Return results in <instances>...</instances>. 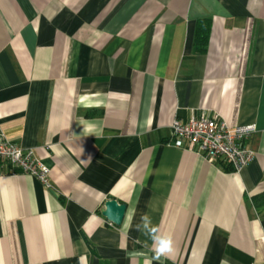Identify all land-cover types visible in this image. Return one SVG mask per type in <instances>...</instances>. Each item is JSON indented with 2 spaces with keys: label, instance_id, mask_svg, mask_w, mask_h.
Wrapping results in <instances>:
<instances>
[{
  "label": "crops",
  "instance_id": "crops-1",
  "mask_svg": "<svg viewBox=\"0 0 264 264\" xmlns=\"http://www.w3.org/2000/svg\"><path fill=\"white\" fill-rule=\"evenodd\" d=\"M201 111L256 125L248 165L174 146ZM0 136L51 185L0 165V264H264V0H0Z\"/></svg>",
  "mask_w": 264,
  "mask_h": 264
},
{
  "label": "built area",
  "instance_id": "built-area-1",
  "mask_svg": "<svg viewBox=\"0 0 264 264\" xmlns=\"http://www.w3.org/2000/svg\"><path fill=\"white\" fill-rule=\"evenodd\" d=\"M256 130L254 123L230 126L218 113L201 111L186 120L174 117L170 136L174 146L191 150L208 163L228 166L234 171L248 165L255 152L249 140ZM12 171L32 175L50 188V168L39 159L32 148H25L9 138L0 136V165Z\"/></svg>",
  "mask_w": 264,
  "mask_h": 264
},
{
  "label": "clouds",
  "instance_id": "clouds-1",
  "mask_svg": "<svg viewBox=\"0 0 264 264\" xmlns=\"http://www.w3.org/2000/svg\"><path fill=\"white\" fill-rule=\"evenodd\" d=\"M98 134H102V130ZM136 228L152 241V249L157 259L169 257L175 252L172 236L161 233L158 226L152 224L151 217L147 213L141 216V223Z\"/></svg>",
  "mask_w": 264,
  "mask_h": 264
},
{
  "label": "trees",
  "instance_id": "trees-1",
  "mask_svg": "<svg viewBox=\"0 0 264 264\" xmlns=\"http://www.w3.org/2000/svg\"><path fill=\"white\" fill-rule=\"evenodd\" d=\"M210 25L211 22L208 18L199 19L196 22L193 39V50L195 52H204L206 50Z\"/></svg>",
  "mask_w": 264,
  "mask_h": 264
},
{
  "label": "water",
  "instance_id": "water-1",
  "mask_svg": "<svg viewBox=\"0 0 264 264\" xmlns=\"http://www.w3.org/2000/svg\"><path fill=\"white\" fill-rule=\"evenodd\" d=\"M126 205L119 203L115 199L107 200L101 214L115 225H119L122 221Z\"/></svg>",
  "mask_w": 264,
  "mask_h": 264
}]
</instances>
